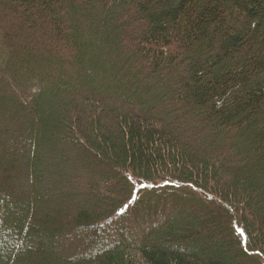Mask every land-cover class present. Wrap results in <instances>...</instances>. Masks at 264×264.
Here are the masks:
<instances>
[{"label": "trees", "instance_id": "16d2710c", "mask_svg": "<svg viewBox=\"0 0 264 264\" xmlns=\"http://www.w3.org/2000/svg\"><path fill=\"white\" fill-rule=\"evenodd\" d=\"M0 54V264H264V0H0Z\"/></svg>", "mask_w": 264, "mask_h": 264}, {"label": "rangeland", "instance_id": "374dc122", "mask_svg": "<svg viewBox=\"0 0 264 264\" xmlns=\"http://www.w3.org/2000/svg\"><path fill=\"white\" fill-rule=\"evenodd\" d=\"M2 61H3V57H2V54H0V62H2ZM160 208H161V207H160ZM119 236H120V237H124L123 232H120ZM127 238H128V236H127ZM107 243H108V240L104 242V244H107Z\"/></svg>", "mask_w": 264, "mask_h": 264}]
</instances>
